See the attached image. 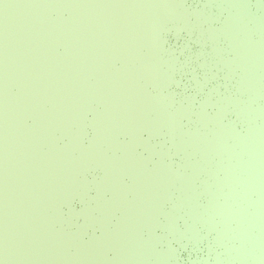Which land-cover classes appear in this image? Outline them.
Wrapping results in <instances>:
<instances>
[{"label": "rangeland", "instance_id": "obj_1", "mask_svg": "<svg viewBox=\"0 0 264 264\" xmlns=\"http://www.w3.org/2000/svg\"><path fill=\"white\" fill-rule=\"evenodd\" d=\"M211 1L206 0L201 10H187V6L184 13L186 0H0L2 264H149V255H154L157 264H165L172 251L156 247L166 236L150 230L163 225L160 215L174 233L193 239L201 236L203 228L217 229L214 241L225 245L226 255L231 254L229 247L249 248L254 253L251 219L243 227L233 209L214 198L223 195L226 186L234 193L232 206L251 203L243 208L248 211L256 204L244 189L243 179L236 176V166H228L221 156L210 162L211 151L222 155L227 140L220 125L210 127L205 103L213 101L225 111L224 99H213L211 90L196 109L206 132L201 135L181 129L182 114L194 115V107L189 102L173 107L171 97L161 92L163 85L171 83L177 63V56L165 47L163 32L169 23L175 31L180 24L197 31L205 47L211 41L209 52L219 53L215 40L232 29L233 19H223V27L212 26L217 17L208 12ZM226 1L230 10L239 6L236 0ZM260 16L264 27V13ZM201 20L209 23L208 28L202 27ZM230 41L244 65L256 68L245 45L232 37ZM259 44L264 48V40ZM201 63L206 65V57ZM246 80L250 77L242 73L239 87L247 88ZM252 81L257 89L258 83ZM150 83L161 88L153 91ZM86 111L92 112L89 123L93 128L87 142ZM143 129L148 136L142 135ZM123 132L128 137L121 138ZM160 132L170 140L166 148L150 137ZM242 141L234 135L233 148L240 145L264 163V152L257 148L258 155ZM140 145L147 154L137 150ZM172 153H182L178 165ZM92 165L101 172L90 178L87 169ZM204 172L212 180L205 173L199 188L194 178ZM254 177L264 188L263 181ZM81 186L80 200L88 207L76 209L67 194ZM203 191L212 194L210 203L199 201ZM172 193L177 198L167 208ZM63 203L67 214L61 210ZM178 214L189 222L188 228L176 227ZM73 215H80L82 221H73ZM90 220L100 232L91 233L89 239L84 234L78 238L80 226ZM141 227L151 232L145 236ZM235 240L239 243L226 245ZM219 256L217 264L235 261Z\"/></svg>", "mask_w": 264, "mask_h": 264}, {"label": "water", "instance_id": "obj_2", "mask_svg": "<svg viewBox=\"0 0 264 264\" xmlns=\"http://www.w3.org/2000/svg\"><path fill=\"white\" fill-rule=\"evenodd\" d=\"M204 2H206V0H186L185 4H183V12L185 13L193 7L197 10H201L199 8L203 6ZM236 2L239 6L233 10L227 7L226 0H224L223 3H221V0H213L207 5L208 12L215 14L217 17L212 22L210 21L212 26L221 25L223 19H233L232 29L227 30L226 33L224 30L215 40L218 41L217 48L219 49L218 54L213 49L215 56L209 52L211 47L213 48L211 41H207V47H205L204 44L197 39V31L193 32L189 29L190 27H185L181 24L179 25L180 28L175 31L174 27H172V23H169L163 32L166 40L165 47L169 48L174 55L177 56V63L174 67V75L171 78V83L163 85V90L161 92L164 96L171 97V99H168L171 104H173V107H177L179 103L186 104V102H189L194 107V111L192 112L194 115L182 114L180 124L182 123L183 126L181 129L182 131L185 129L196 131L201 135H205L206 132L196 118V109L202 106L201 103L212 93L211 90H214L213 99L215 97L224 99L225 111H221L219 105L213 101L205 103L206 114L209 117L211 116L209 119L210 127L213 128V125L216 127L220 125L221 129L225 132V138L227 140V148L225 149L223 147L221 151L222 155H217L214 151H211L209 154V158L211 159L210 162L214 164L219 159V156H221L225 164L228 166H236V176L243 179L244 189L247 190V194L249 197L253 198L252 200L256 204L250 207L248 211L247 209L243 210V208L245 206H251V203L249 205L243 204L242 208L239 206H232L231 203L234 193L231 188L226 186L221 190L223 195L219 197L214 196V198L218 204L226 203L229 205L230 209H233L231 210L232 214L240 218L239 223L242 224L243 227H246L247 219H251L249 234L253 239L255 249L253 253L249 248L243 250L236 247H229L231 254L228 253L226 255L224 251L225 245L214 241L217 237V229H212L210 231L208 228H203L201 236L197 237V239L188 236L191 241V251L182 264H217L215 261L216 254L219 253L220 259L230 258L235 260L234 262L229 261V264H264V215L261 213V208L263 209L262 206L264 205V188L254 177L255 174L257 178H260L264 186V163L260 161L258 156H253L250 152H244L240 145L236 147V150L233 148V137L235 135L237 140L239 138L243 140L241 143H249L256 154H258L257 148L264 152V144H262L264 138L261 137L264 135V48L262 46L260 47L259 44V41L264 40V27L259 24L260 15L264 13V0H236ZM241 4H245L243 10ZM187 6L190 8L186 10L185 8ZM188 16L191 17L189 21L192 22V20H194V14L190 12ZM200 23L204 29L209 26L207 21L201 20ZM220 27H223V25ZM231 37L239 42L240 46L245 45L249 53L255 59L256 68L251 69V66L244 65L243 58H240V51L236 50L233 47L235 43L230 41ZM207 39L211 40L210 37H207ZM192 44H195L198 50L194 51L191 47ZM220 53L222 58L225 59V63L219 56ZM205 57L207 63L204 66L201 61ZM165 66L166 65L163 67L165 68ZM242 73H246L247 76L250 77V80H246L243 83L247 87L245 89L239 87ZM203 79L204 81L200 85V81ZM252 79L258 83L259 86L256 87L257 89L252 87V84H254ZM150 88L158 92L161 87L157 89V87L150 83L149 89ZM248 88H251V91H249ZM186 97H190L191 100L189 101ZM86 112L87 127L85 139L87 142L93 134V128L89 123L92 112ZM141 132L144 137L148 136L147 130L143 129ZM57 134H59V132H57ZM119 134L121 138L124 137V135L128 137V134L124 132ZM150 137L153 141L163 145L165 148L170 145L168 136L161 132L151 134ZM61 141L63 142L64 138L61 137ZM137 150L144 154L148 153V150L142 145H140ZM172 155L175 165L179 164V159L181 161L183 160L182 153H180V155L178 153H172ZM155 159L156 156L152 157V162H154ZM168 159L170 160L171 158L169 157ZM99 170V167L92 165L87 169V174L92 178L96 175H100L101 171ZM205 173L206 172L194 178L195 186L201 188L200 183L203 181ZM207 176H210L212 180L211 174L206 173V177ZM126 179L128 181L130 180L129 175H126ZM94 192V188H91L90 193ZM207 192L203 191L199 193V201L202 204L210 203L213 198L212 194H208ZM108 195L109 194H107V196ZM175 198H177L175 193H172V198L170 202L167 200L165 207L169 208ZM72 204L76 209H78L77 204L82 205L80 198L79 200H72ZM259 206H261V208ZM61 210L67 214V204L63 203ZM120 212V209H117V214ZM253 216L255 218H249ZM159 219L163 222V225H165V217L160 215ZM73 221L79 223L82 221V217L80 215H73ZM175 225L182 230L188 228L189 222L186 221L185 217L178 214L175 216ZM232 226H236V221L232 223ZM161 227L162 225H157L150 229L154 235L166 236L165 240L157 242L158 245L156 248L161 250L170 249L172 251L171 247L166 246V244L170 235H174L175 233L169 229V227H166V231L158 232L157 229ZM201 227L202 226L199 225V228ZM141 228L142 232H145L143 233L145 236L151 232L147 231V229H143V227ZM93 232L99 233L100 228L97 225L90 226L88 232L84 234L85 239H89V235ZM213 242L214 245L212 246ZM238 243V240H235L229 241L226 245ZM113 253L112 249L108 250L109 257H112ZM147 258L149 264H157L154 255H149ZM173 259L174 256L172 251V255L170 253V259H168L165 264H172ZM135 260L138 261L139 259L135 258Z\"/></svg>", "mask_w": 264, "mask_h": 264}, {"label": "snow or ice", "instance_id": "obj_3", "mask_svg": "<svg viewBox=\"0 0 264 264\" xmlns=\"http://www.w3.org/2000/svg\"><path fill=\"white\" fill-rule=\"evenodd\" d=\"M191 47L193 50H198L195 44H192ZM84 191L83 186L80 188L71 189L68 192V199L71 200H79L81 193ZM81 207H88L87 202L85 201L83 205L77 204V208L80 209ZM93 221H89L88 223H84L80 226V235L78 238H83V234H86L91 226ZM166 225H162L161 228H158L157 231H166ZM88 243V241H85ZM166 246H170L173 251V262L172 264H182L183 261L187 259L188 253L191 251V241L190 238L182 233L177 232L174 235H170ZM2 264V262H0Z\"/></svg>", "mask_w": 264, "mask_h": 264}]
</instances>
